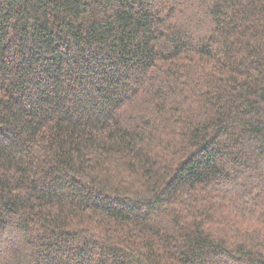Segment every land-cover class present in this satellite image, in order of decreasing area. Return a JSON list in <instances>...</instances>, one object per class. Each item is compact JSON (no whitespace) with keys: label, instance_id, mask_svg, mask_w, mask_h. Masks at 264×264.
<instances>
[{"label":"trees","instance_id":"16d2710c","mask_svg":"<svg viewBox=\"0 0 264 264\" xmlns=\"http://www.w3.org/2000/svg\"><path fill=\"white\" fill-rule=\"evenodd\" d=\"M0 264H264V0H0Z\"/></svg>","mask_w":264,"mask_h":264}]
</instances>
